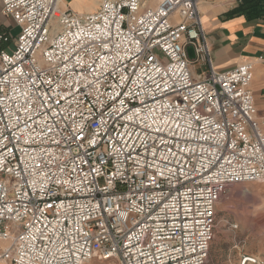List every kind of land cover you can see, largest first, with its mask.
Returning <instances> with one entry per match:
<instances>
[{
	"label": "built area",
	"instance_id": "built-area-1",
	"mask_svg": "<svg viewBox=\"0 0 264 264\" xmlns=\"http://www.w3.org/2000/svg\"><path fill=\"white\" fill-rule=\"evenodd\" d=\"M199 1L0 0V264H208L221 195L264 182V114Z\"/></svg>",
	"mask_w": 264,
	"mask_h": 264
},
{
	"label": "crops",
	"instance_id": "crops-1",
	"mask_svg": "<svg viewBox=\"0 0 264 264\" xmlns=\"http://www.w3.org/2000/svg\"><path fill=\"white\" fill-rule=\"evenodd\" d=\"M67 8L72 9L70 5ZM199 11L214 69L226 71L250 61L254 104L258 114H264V10L251 12L240 0H200ZM14 26L12 19L0 10V30L15 36ZM191 70L194 75H203L206 66L196 64Z\"/></svg>",
	"mask_w": 264,
	"mask_h": 264
},
{
	"label": "rangeland",
	"instance_id": "rangeland-1",
	"mask_svg": "<svg viewBox=\"0 0 264 264\" xmlns=\"http://www.w3.org/2000/svg\"><path fill=\"white\" fill-rule=\"evenodd\" d=\"M69 1L63 0L61 6L67 8ZM150 1L147 0L149 5ZM13 33H18L17 26L13 27ZM187 52L190 58L194 57L191 45L187 47ZM215 215L208 264H239L242 255L258 256L264 261V182L229 186L217 203ZM92 264L114 262L94 259Z\"/></svg>",
	"mask_w": 264,
	"mask_h": 264
},
{
	"label": "bare ground",
	"instance_id": "bare-ground-1",
	"mask_svg": "<svg viewBox=\"0 0 264 264\" xmlns=\"http://www.w3.org/2000/svg\"><path fill=\"white\" fill-rule=\"evenodd\" d=\"M159 0H152L150 1V6H154L157 4ZM98 0H73L72 2H70V7L75 11V12H83L84 10L86 11H92L95 7L96 4L98 3ZM263 183V182H262ZM255 184V183H254ZM258 186V185H257ZM256 188V187H255ZM261 190H263V185L261 186ZM255 193V192H254ZM93 259L88 260L86 263L92 264ZM99 260V259H98ZM101 261V260H100Z\"/></svg>",
	"mask_w": 264,
	"mask_h": 264
},
{
	"label": "trees",
	"instance_id": "trees-1",
	"mask_svg": "<svg viewBox=\"0 0 264 264\" xmlns=\"http://www.w3.org/2000/svg\"><path fill=\"white\" fill-rule=\"evenodd\" d=\"M242 4H245L247 10L251 12H260L264 10V0H240Z\"/></svg>",
	"mask_w": 264,
	"mask_h": 264
}]
</instances>
